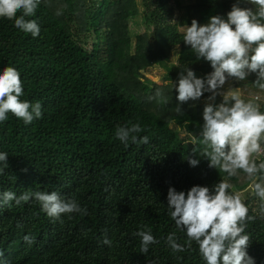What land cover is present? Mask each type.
I'll list each match as a JSON object with an SVG mask.
<instances>
[{
    "label": "trees",
    "instance_id": "obj_1",
    "mask_svg": "<svg viewBox=\"0 0 264 264\" xmlns=\"http://www.w3.org/2000/svg\"><path fill=\"white\" fill-rule=\"evenodd\" d=\"M236 2L41 0L35 15L26 17L39 24L37 37L0 17V72L17 69L20 99L39 102L43 113L27 125L11 113L0 122V152L8 153L9 165L0 174V193L57 191L87 210V215L62 214L54 220L35 199L20 206L0 203V264H206L195 241L183 252L166 244L174 231L178 243L187 241L170 216L169 187L187 194L193 186L211 190L227 179L233 186L228 191L239 192L251 180L243 171L229 178L209 166L201 155L204 146L192 138L200 139L210 93L180 105L184 114L177 115L171 82L187 67L199 78L213 71L183 43L180 27L191 26L193 19L201 25L212 16L226 18ZM246 2L244 7L257 10ZM179 10H184L181 19ZM153 66L166 69L170 82L159 86L144 77ZM255 80L250 74L241 81L242 90L261 94V103L254 101L264 112V89ZM221 100L217 96L215 103ZM131 123L141 125L144 131L136 135L147 136V144L129 141L126 148L116 138V128ZM189 159L198 165L190 166ZM262 161L264 155L257 163ZM243 200L255 217L246 228L247 252L255 264H264L261 201L254 193ZM142 226L158 241L144 254L141 238L134 235ZM25 235L35 243H26ZM105 236L111 246L102 243Z\"/></svg>",
    "mask_w": 264,
    "mask_h": 264
},
{
    "label": "clouds",
    "instance_id": "obj_2",
    "mask_svg": "<svg viewBox=\"0 0 264 264\" xmlns=\"http://www.w3.org/2000/svg\"><path fill=\"white\" fill-rule=\"evenodd\" d=\"M40 2L0 0V17L14 20L15 27L37 37L39 24L26 17L35 15ZM240 3L241 0H237L232 5L226 18L212 16L206 25H199L193 19L191 26H184L183 43L194 50L198 60L207 61L213 71L199 78L188 67L182 69L178 81L171 82V90L177 92V115L184 114L180 105L198 101L204 93H210L209 102L203 108L200 139L197 141L194 136L192 142L202 144L201 155L208 160L209 166L227 173L229 178L243 171L251 180L249 189L261 201L260 209L264 213V161L257 163L264 155V112L254 100L243 99L238 89L222 90L230 79L244 81L250 74H255L254 83L264 89V0H247L246 3L257 6L256 11L252 7H241ZM22 95L20 73L14 67H5L0 72V122L8 119V113L26 125L42 117L41 104L21 100ZM156 96L168 103L161 92L157 91ZM217 96L222 97L218 104L215 103ZM142 131L139 123H131L130 126H118L115 136L127 148L129 141L149 142L147 136L136 135ZM7 158V152H0V174L9 167ZM188 162L193 167L199 163L197 159ZM232 187L227 179L211 190L207 186H193L187 194L169 187L167 206L171 210L170 216L176 228L184 231L187 237L186 245H182L177 242L175 231L167 235L166 244L173 252L191 249L195 241L206 264H255L247 252L250 235L246 233L248 222L255 217L248 215L249 208L241 193L228 191ZM32 199L54 220H60L62 214L87 215L86 208H82L77 200L64 198L57 191L25 190L18 196L12 191L0 193L2 204L14 201L20 206ZM145 227L134 233L141 238L142 254L148 252L151 244L158 243L151 229L144 230ZM23 239L29 245L35 243L34 237L25 235ZM102 243L111 246L112 241L105 236Z\"/></svg>",
    "mask_w": 264,
    "mask_h": 264
},
{
    "label": "rangeland",
    "instance_id": "obj_3",
    "mask_svg": "<svg viewBox=\"0 0 264 264\" xmlns=\"http://www.w3.org/2000/svg\"><path fill=\"white\" fill-rule=\"evenodd\" d=\"M240 6L244 7V0H241ZM183 15H184V10H179L178 12H176V16H179L180 19L183 17ZM182 23H183V21H182ZM206 24H208V23H206ZM206 24H201V25H206ZM180 31L184 32L183 26L180 27ZM143 75H144V77L150 78L153 82H155L159 86L165 85L168 82H170L168 79H165V76H167V70L162 68V67H159V66H153L152 68L147 69L146 71L143 72ZM172 82L175 83L174 81H172ZM236 83L237 84L240 83V85L236 86L235 85ZM244 85L245 84L243 82L235 79V81L225 85L222 90L227 91L229 87L236 88L239 90L243 99H245V100L253 99V100H256V102L261 103L263 96L261 94H256V93L255 94H252V93L245 94L244 91L242 90ZM243 180H245L244 177H243ZM250 183L244 184V182H242V181H241V183H239L240 186L242 184H244V185H242V186H244L243 189L239 190V193H241L243 198H245V196H250L251 194H253V192L249 189Z\"/></svg>",
    "mask_w": 264,
    "mask_h": 264
}]
</instances>
